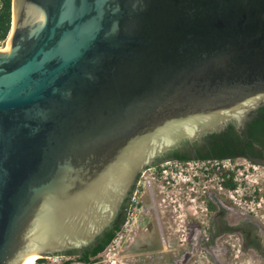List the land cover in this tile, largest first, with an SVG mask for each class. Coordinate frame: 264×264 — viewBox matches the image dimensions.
<instances>
[{
  "label": "water",
  "instance_id": "95a60500",
  "mask_svg": "<svg viewBox=\"0 0 264 264\" xmlns=\"http://www.w3.org/2000/svg\"><path fill=\"white\" fill-rule=\"evenodd\" d=\"M263 103L264 0H11L0 264L88 245L156 156Z\"/></svg>",
  "mask_w": 264,
  "mask_h": 264
},
{
  "label": "rangeland",
  "instance_id": "374dc122",
  "mask_svg": "<svg viewBox=\"0 0 264 264\" xmlns=\"http://www.w3.org/2000/svg\"><path fill=\"white\" fill-rule=\"evenodd\" d=\"M4 42L0 44V49ZM217 164L198 162L187 165L189 170L184 172L183 178L192 176L196 172V177L199 178L193 186L196 195H201L203 190L213 191L216 197L224 203L226 218L229 222L235 223L243 219L255 223L264 239V165L252 164L241 158L229 162L222 161L219 165ZM214 166H216V170L220 166L225 170L233 171L237 182L234 190L228 192L217 187V173L212 171ZM201 198L192 197V200L187 199L186 201L183 198L181 209L177 207L180 211L175 212V214L180 213V215L176 217L174 224L168 219L170 214L175 216L174 213L159 212L163 235L167 238L165 244L160 243L159 227L153 219L152 210L148 206L149 203L145 201L149 212L148 216L143 215V220L145 221L147 217L152 218L150 228L144 229L146 225L140 223V217L133 227V232L126 230V226L122 229L118 250L119 256L125 264H183L180 258L184 254L191 253V248L184 244L190 230L189 216H192V212L195 210L199 211L203 207L200 202ZM160 209L164 210V207L158 205L157 211ZM234 238V235H231L229 240L235 242ZM147 239L148 243H146ZM229 248L230 252L226 254L224 246L215 247L212 252L213 256L204 250H198L196 256L187 264H264L258 260L253 252L243 250L238 245H229Z\"/></svg>",
  "mask_w": 264,
  "mask_h": 264
},
{
  "label": "trees",
  "instance_id": "16d2710c",
  "mask_svg": "<svg viewBox=\"0 0 264 264\" xmlns=\"http://www.w3.org/2000/svg\"><path fill=\"white\" fill-rule=\"evenodd\" d=\"M11 27V0H1L0 4V44L7 38ZM238 158L252 164L264 162V103L252 109L239 126L232 120L220 130L204 133L199 139H181L176 146L169 148L157 159H172L179 162L189 160L214 162L234 161ZM221 184L227 190H234L237 182L233 171L216 166ZM128 197L122 202L117 218L110 222L88 245L61 253L73 255L79 261H89L100 253L112 240L126 219ZM213 207V206H212Z\"/></svg>",
  "mask_w": 264,
  "mask_h": 264
},
{
  "label": "flooded vegetation",
  "instance_id": "af4514ba",
  "mask_svg": "<svg viewBox=\"0 0 264 264\" xmlns=\"http://www.w3.org/2000/svg\"><path fill=\"white\" fill-rule=\"evenodd\" d=\"M167 150L162 152L160 155L156 156L147 166L158 165L166 160L176 161L172 159H164V160L157 159L159 156H162ZM186 162L187 161L181 163H186ZM167 188L168 190L172 189L171 187H167ZM133 189H134V185L127 196L128 197L127 210L131 203ZM191 195L195 197L194 193H192ZM202 196L203 199H200V201L203 203L204 208H200L199 211L195 210L194 212H192V216H189L190 224L188 225L190 227V230L188 232L187 238H185L184 244L188 245L191 248L190 251L191 253L184 254L180 258L183 264H187L189 260L194 258L198 250H204L205 252L213 256L212 252L215 247L220 248L221 246H224L225 247L224 251L226 254H228L230 252L229 245L231 246L238 245L243 250L253 252L260 262H264V239L260 235V229L258 225L255 223L247 222L243 219L238 220L235 223L229 222L226 218V210L224 203L219 198L216 197L213 191L205 190ZM182 197L185 199V201L188 199L185 193L183 194L181 193L178 195L177 198L173 199V201L165 200V197H163L162 194L156 192L155 207H157L158 205L164 207V210L160 209L158 211L157 208L151 209L153 219L156 221L157 225H158L157 221L161 223L159 219L161 214L159 215V212L163 213L164 211H167V213L168 212L174 213L175 216H173V214H170L168 219H170L169 221L172 222L173 224L175 223L176 217L180 215V213L175 214V212L176 211L178 212L180 210L177 209V207L181 205L180 200L182 201ZM145 201L149 203L148 199H142V202L144 204ZM119 210L116 212L115 216L111 221L117 218ZM148 212L149 210L147 209L146 214L144 215L148 216ZM151 219L152 218L147 217V219L144 221L143 215L141 216L140 223L146 225V227L144 228L145 230H148L150 228ZM158 227H159L158 235L160 238V243L165 244L167 242V238H165L163 235L164 232L162 230V226L158 225ZM161 234L163 235V239H161L160 237ZM231 235H234L235 237L234 240H236L235 242L233 241L231 242L229 240V237Z\"/></svg>",
  "mask_w": 264,
  "mask_h": 264
},
{
  "label": "built area",
  "instance_id": "2783aa9c",
  "mask_svg": "<svg viewBox=\"0 0 264 264\" xmlns=\"http://www.w3.org/2000/svg\"><path fill=\"white\" fill-rule=\"evenodd\" d=\"M198 162L201 161L189 160L186 163H181L177 161L167 160L158 165L145 168L138 177L131 197V203L127 210L126 219L121 225V228L115 233L114 237L106 245V247L100 253L93 256L89 261H79L73 255L59 254L51 256H40L37 257L33 262L28 264H125V262L119 256L118 250V246L122 237V229L124 226H126V230L133 232V227L136 222L142 215L146 214V210L148 209V207L147 204H144L142 202V199L149 200L148 206L151 209L157 208L155 207L156 192L162 194L163 197H165V200L173 201V199L177 198L181 193H185L188 200H192L193 196L191 194H195L193 186L197 183L199 178L196 177V172L193 173L192 176H188L187 178H183V176H185L184 172H187L189 170L187 165ZM204 170H206V168H204ZM216 184L220 190L225 189L223 188L218 176ZM167 187H171L172 189L168 190ZM227 191L231 192L232 190ZM204 192L205 190H203L201 195L195 194V197L201 198ZM180 203L182 205L181 200ZM181 205L178 206V208L181 209ZM201 205H203L202 202ZM202 208H204V205ZM157 222L160 226L159 221ZM160 237L161 239H163L162 234Z\"/></svg>",
  "mask_w": 264,
  "mask_h": 264
},
{
  "label": "bare ground",
  "instance_id": "6f19581e",
  "mask_svg": "<svg viewBox=\"0 0 264 264\" xmlns=\"http://www.w3.org/2000/svg\"><path fill=\"white\" fill-rule=\"evenodd\" d=\"M36 258H37L36 256L29 257V258L25 259L21 264H28V263H31V262H33Z\"/></svg>",
  "mask_w": 264,
  "mask_h": 264
},
{
  "label": "crops",
  "instance_id": "0c3cea01",
  "mask_svg": "<svg viewBox=\"0 0 264 264\" xmlns=\"http://www.w3.org/2000/svg\"><path fill=\"white\" fill-rule=\"evenodd\" d=\"M146 243H148V239H147V242Z\"/></svg>",
  "mask_w": 264,
  "mask_h": 264
}]
</instances>
